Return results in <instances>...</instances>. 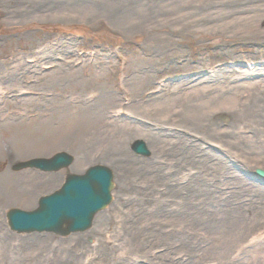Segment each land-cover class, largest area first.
Instances as JSON below:
<instances>
[{
    "label": "rangeland",
    "instance_id": "1",
    "mask_svg": "<svg viewBox=\"0 0 264 264\" xmlns=\"http://www.w3.org/2000/svg\"><path fill=\"white\" fill-rule=\"evenodd\" d=\"M91 3L0 0V264H218L226 247L209 250L206 258L196 248L204 251L211 243L200 236L192 239L181 216L172 223L180 205L161 203L159 199L176 193L175 198L181 195L188 199L193 194L192 185L201 182L194 181L198 176L210 179L208 186L219 183L222 194L242 193L241 189L248 188L252 192V188L255 197L251 199L261 198L257 208L249 212V196L245 198L244 193L235 197L247 204L240 213L253 223L254 230L242 247L240 244L228 250L226 258L262 264L252 257H264V179L255 173L264 171V163L229 159L220 146L212 147L199 137L218 129L231 135L239 129L240 134V128L247 132L245 136L253 137L263 128L252 121L248 124L249 118L224 114L216 117L214 126L196 127L190 133V127L180 123L182 118L166 120L172 114L168 105H178L170 96L179 82L186 85L187 93L212 87L217 78H230L232 85H240L235 79L241 73L236 71L248 69L262 72L252 78L264 81V40L258 47L235 38L217 42L196 36L182 39L179 47L156 48L149 40L155 38L152 32L138 29L115 8L102 6L99 13H94L88 7ZM155 91L159 93L153 94ZM150 96L155 99L149 100ZM200 99L196 97L193 102L198 104ZM162 105V109L153 111ZM177 108L184 109L180 102ZM114 119L118 127L128 124L141 130L138 135L153 137L152 131L166 134L165 142L191 140L224 161L209 162L207 166L186 162L178 169L180 150L159 151V145L148 157H140L132 151V144L146 138L130 142L120 133L122 147L133 159L128 160L129 164L141 169L136 180L141 175L166 178L156 183L151 178L149 182L139 180L123 188L121 163L110 157L114 152L108 153L110 135L107 137L106 130ZM257 136L264 140L262 134ZM62 152L75 158L74 172L15 171L20 163ZM155 153L164 168L154 169L147 164ZM98 165L113 172V201L95 217L90 230L64 237L10 231L8 211H34L39 199L59 190L68 175L84 174ZM168 186L177 192L169 194ZM143 228L146 237L141 239ZM135 238L136 244L132 241ZM187 238L191 244L184 241ZM258 238L261 244L254 247ZM189 246L193 248L190 252ZM193 250L198 251V257H192Z\"/></svg>",
    "mask_w": 264,
    "mask_h": 264
},
{
    "label": "bare ground",
    "instance_id": "2",
    "mask_svg": "<svg viewBox=\"0 0 264 264\" xmlns=\"http://www.w3.org/2000/svg\"><path fill=\"white\" fill-rule=\"evenodd\" d=\"M91 2L88 7L94 13H99L103 7L115 8L118 10L119 16L124 17L127 21H134L138 29L147 30L148 34L152 32L155 38H149V40L156 48L169 49L179 47L181 42L186 41L187 38L196 36L210 38L217 42H228L229 39L235 38L237 42H244L250 46H263L264 0H91ZM146 27L148 29H145ZM236 72L241 73L235 79L240 85H232L233 83L229 81L230 78H217L216 85L205 87L197 93H187L186 85L181 82L177 83L173 87L172 93L169 91V94L171 93L170 98L177 101L178 105L180 102L181 107L184 109L177 111L174 108H177L178 105H175L174 108L171 104L168 105L172 109V114L167 118L166 123L172 122L175 118H182L180 123L189 126V132L192 133L197 129L196 127L206 129L214 126L216 117L224 116L225 114L232 118H249L248 124L252 121L253 124L263 128L262 132L257 135L262 134L264 138V117L262 116L264 114V81H256L252 78L262 72H259V70L251 72L249 69L243 72ZM156 93L159 92L155 91L153 94ZM152 97L154 96H150L149 100L155 99ZM196 97H201V101L198 104L193 102ZM164 106L162 105L153 111H159ZM184 112H187V115ZM117 121L110 120L108 122L106 134L107 137L110 135V151L108 153L110 155V152H114L110 157H112L114 162L121 163L119 169L124 184L120 186L123 188H128V185H133L135 181L139 180H147L149 182L151 177L150 175H141L136 180V175L142 174L139 172L141 169L129 164L133 159L122 147L124 141L120 140V133L127 139L129 138L130 142L139 138H148L149 140L145 139L143 143L151 153L152 149L158 148L159 145H162L159 151H164L165 149L173 150L172 152L180 150V158L176 159L180 166L178 169L185 167L186 162L190 165H195L196 163L197 165L207 166L209 162L218 164L224 161L222 156L213 155L205 151L200 148L202 146L198 147L191 140L182 139L177 141V143L165 142V136L167 135L164 133L157 134L151 131L153 137L138 135V131L142 133L141 130L135 129V127L128 124L118 127L116 124L119 122ZM240 129H242L240 134L237 133L239 129L234 130L237 135L239 134L238 137L235 133L231 135L218 129L214 134L202 135L199 140L211 143L212 147L220 146L226 152L225 156L227 158L234 159L237 162L245 160L248 164L252 162L264 163V140L257 135H253V137L245 136L248 135L247 132L243 128ZM147 133V135L150 134L149 132ZM155 137L162 140V142L156 141ZM229 138L232 141L228 140ZM155 154L154 158L147 164H150L154 169L164 168L159 162L157 153ZM258 159H262V161ZM72 168L73 166L69 170L71 173L74 172ZM216 168L218 169V167ZM208 169H211V167H208ZM219 171L220 169L216 173ZM152 177L151 182L166 181V178L163 179L159 175ZM203 178V176H198L194 180L201 182L192 185L193 194L188 199L183 198L181 195H179L178 199L175 198L178 193L169 197H167L168 194H165V197L162 195L159 199L161 203L180 205L179 211L177 210L176 214L171 218L172 223L178 220V216H181L187 223L192 239L200 236L211 243L210 248L208 247L207 250L202 251L199 247L196 248L205 257L209 250L215 251L220 249L218 248L219 245H223L226 249L225 252L222 251L223 253L220 255L222 260L218 264H243L239 260H227L226 258V252L236 246L239 247L240 244L242 247L245 244L244 242H246L245 240L248 239L249 233L254 230L251 228L253 223L247 222L246 218L240 213L246 208L243 205L247 204H243L242 199L235 197L244 193L247 194L245 198L249 196L250 200L247 205L250 208L249 212L257 208V202L261 201V198L251 199V196L252 198L253 196L255 197L252 188H250L252 192H249L248 188L247 190L241 189L242 193L233 191L222 194L223 192L220 191L222 186L220 185L219 187V183H211L208 186L206 182L210 181V179L206 180L207 178ZM120 182L122 183L121 180ZM244 184L241 183L242 186ZM176 190L168 186L169 194L177 192ZM226 194H229V196ZM171 198L173 199L171 200ZM143 230L144 228L140 231L141 239L146 237V233ZM132 241L136 244L138 240L135 238ZM184 241H190L189 244L192 243L190 238ZM258 242L259 238L254 247L260 246L261 243ZM138 247L136 246V248ZM192 249L189 246V252ZM196 250L191 252L193 258L198 257V251L196 252ZM252 258L259 259V262L262 261V264H264V257L255 256Z\"/></svg>",
    "mask_w": 264,
    "mask_h": 264
},
{
    "label": "water",
    "instance_id": "3",
    "mask_svg": "<svg viewBox=\"0 0 264 264\" xmlns=\"http://www.w3.org/2000/svg\"><path fill=\"white\" fill-rule=\"evenodd\" d=\"M132 150L143 157L150 155L142 141L135 142ZM73 162L69 154L59 153L49 159L20 163L15 169L56 173L71 167ZM257 174L264 178V171L258 170ZM113 189V172L105 166L91 167L83 175H70L60 190L39 200L35 211H9L10 230L17 234L54 233L59 236L86 232L95 216L111 204Z\"/></svg>",
    "mask_w": 264,
    "mask_h": 264
}]
</instances>
